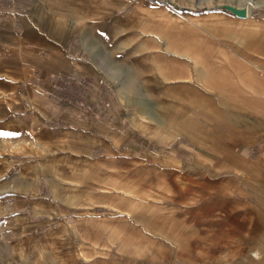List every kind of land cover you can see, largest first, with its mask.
I'll use <instances>...</instances> for the list:
<instances>
[{"label":"crops","instance_id":"crops-1","mask_svg":"<svg viewBox=\"0 0 264 264\" xmlns=\"http://www.w3.org/2000/svg\"><path fill=\"white\" fill-rule=\"evenodd\" d=\"M87 1L0 0V133L9 134L0 135V153L15 174L0 182V264H142L136 252L127 250L165 244L134 240L140 230L131 227L135 219L126 212L128 203L138 199L127 193L126 181L131 179L146 185L143 191H152L135 217L150 214L151 201L180 202V216L190 220L195 232L191 242L224 250L220 264H264V133L257 131V162L235 152L249 166L238 176L215 177V165L224 159L190 155L183 170L184 158L177 151L134 145L135 128L123 124V104L111 98L103 103L95 86L79 88L83 93L77 101L60 95L65 77L78 88L82 77L96 71L80 57L82 48L72 47L73 36L79 32L81 44L95 40L98 28L91 24L101 22V15L119 24L110 8L91 14L101 9ZM98 2L114 9L127 3ZM212 15L205 16L206 28L197 26L199 16L193 14L194 21H184L189 29L180 23L176 65L165 76L174 77L167 88L188 89L192 96L173 104L190 108L185 116L263 121L264 16L248 21ZM240 26L252 30L241 34ZM148 139L160 141L158 136ZM9 185L11 191L1 189ZM79 209H103L112 215L101 225L103 220L85 226L70 223L71 212ZM226 220L247 236L257 226L255 244L230 235L229 228L223 232L219 225ZM102 234L107 237L99 240ZM73 239L78 245L72 246ZM252 249H257L254 260ZM213 259L206 255V264Z\"/></svg>","mask_w":264,"mask_h":264},{"label":"rangeland","instance_id":"rangeland-1","mask_svg":"<svg viewBox=\"0 0 264 264\" xmlns=\"http://www.w3.org/2000/svg\"><path fill=\"white\" fill-rule=\"evenodd\" d=\"M89 1L98 10L101 9L99 12H90L91 14H100V12H106L105 10L110 8L111 14L116 17L119 24L113 22L112 18L101 15V22L91 24L93 27L98 28V36L95 40L82 41L83 44H81L78 36L79 32L76 31L77 34L73 36L74 43L72 47H81L80 57L85 59L87 66L96 70L91 75L82 77L85 81L78 88L83 89V86L93 88L95 86L100 90V99L103 103L111 98L112 102L123 104L126 115L123 124L126 122L128 124L132 123L135 128L134 136L136 139L134 145L140 146V149L162 150L163 153L177 151L180 154L179 156L184 158L182 160L183 170L189 166L190 155H197L199 159L208 156L215 162H221L220 160L224 159V163L215 165L213 172L215 177L238 176L242 174L241 170H244V167L249 166L246 160L238 159L235 152L244 155L251 162H257L259 156L257 152V131L264 133V120L243 121L235 119L224 121L208 120L204 115L185 116L190 108L173 104V100L186 103L187 100L184 101V98L191 97L192 92L191 90L180 94L179 92H170V88L167 87L173 85L171 80L174 78L170 73L168 74L169 80L163 82V78H168L165 73L171 72L176 65L174 53L176 49H179V36L177 38L169 35L163 37L161 29L167 23L163 19L167 15L173 17L170 27L173 28L175 35L178 33L181 22L195 20L187 19V17H191L190 14L198 15L199 18L196 20L204 19L205 21L208 20V17L205 16L211 14L213 15L210 18H217L218 15H222L224 18L241 17L235 12H225L215 7L222 4L241 8L247 1H254L257 3V7L252 8L251 17L264 16V0H126V6L122 9L108 7V5L99 3L98 0H88L87 2ZM146 9L149 10V15L144 13V11H147ZM141 17L145 19L137 20ZM79 21L85 20L81 19ZM110 22L111 24H109ZM197 26L206 28V23L200 24L198 22ZM240 27L242 28L241 34H245L244 31L252 30L251 28ZM70 28L71 31L74 30V25L72 24ZM67 33L65 36H67ZM197 33L200 34L201 32L198 31ZM213 33L217 35L216 31H213ZM60 34L64 36V27L60 28ZM243 36L244 39L248 40L247 35H240L239 39L243 40ZM151 38H153L152 41L149 40ZM172 40L175 43L174 47L171 45ZM253 45L254 43H252ZM90 47L94 48L96 53L90 52ZM148 61H150V64ZM63 81V87L58 88L60 92L66 86L74 84L71 77H65ZM80 89L74 93V96L65 100L69 102L72 100L77 101L76 98L82 97V95H79V93H83ZM254 107L257 109V105ZM138 118H141V123ZM243 125L246 126V129H243ZM186 126H189L192 130ZM155 136L160 137V141L150 142L148 138ZM244 142H251V144L247 147L248 144ZM206 145L213 146L214 149L209 150ZM215 148L217 149L215 150ZM1 149L2 146H0ZM217 150L221 153L224 152V157H221V153ZM0 158V182H2L7 178H12L15 174L10 164L5 167L7 163L5 156H2L1 153ZM203 159L205 158L203 157ZM126 183L130 184L128 186L129 190H127L128 195L138 198L128 203V210L126 211L132 216V219H135L131 227H137L140 230L139 233H135L134 240L150 242L149 245L151 246L165 244V248L132 249L127 250V253L136 252L137 258L142 264H206V255L213 256V264H220V256L224 250L206 249L201 244L191 242L195 232L194 234L191 232L190 220L180 216V202L172 200L168 202L163 200L151 201L150 214L135 217L136 213L142 211L143 204L148 202L145 198L151 197L152 191H143L147 186L132 179L127 180ZM1 189L11 191L13 186L9 185ZM111 215L110 212L103 209H79L77 212H71L69 222L79 221L77 225L85 226L99 224L103 220L104 222L99 224L101 225L107 222L108 219L105 218ZM89 219H96V221L89 223ZM233 224L232 220L228 222L226 220L218 225L224 230L223 232H226V229L229 228L230 235L234 233L235 237H242L246 243L255 244L257 226L247 236L234 231ZM219 236L220 234L215 235L216 238ZM105 237H107V234L106 236L102 234L99 240H103ZM76 245H78V242L73 239L72 246ZM180 246L183 247L180 248ZM231 251L232 249L228 252ZM253 254H257V249L250 251L252 260H254ZM115 255L116 252H113L112 258ZM195 255L203 257L195 258ZM94 259L96 258L94 257ZM125 263L126 260H122L120 264Z\"/></svg>","mask_w":264,"mask_h":264},{"label":"bare ground","instance_id":"bare-ground-1","mask_svg":"<svg viewBox=\"0 0 264 264\" xmlns=\"http://www.w3.org/2000/svg\"><path fill=\"white\" fill-rule=\"evenodd\" d=\"M216 8H218V9H221V11H225V12H234L235 10H237V11H243V12H245L246 13V17L248 18L247 20L248 21H250L251 19V10H252V8H256L257 7V3L256 2H254V1H247L243 6H241V8H237V7H234V6H231V5H217V6H215ZM144 13L146 14V15H149L150 14V12H149V10H147V11H144ZM164 19V21H167V23L166 24H164L162 27V31H161V34L163 35V37L164 36H173V37H176L177 36V34L175 35L174 33H173V28L172 27H170V24H171V22H172V20H173V17H170L169 15H167L166 16V18H163ZM187 19H192V17H187ZM192 20H194V19H192ZM196 22L198 23V22H200V24L201 23H206L207 21H205L204 19H200V20H196ZM182 28H186V29H189V26L188 25H186L185 23L184 24H182ZM213 26V25H212ZM181 28V29H182ZM172 37V38H173ZM175 40V39H174ZM174 40H172L171 41V45H172V47H174V44L175 43H173V41ZM154 41V40H153ZM188 89H179V88H170L169 89V91L170 92H172V93H177V92H179V94L180 93H185L186 91H187ZM142 117V116H141Z\"/></svg>","mask_w":264,"mask_h":264},{"label":"trees","instance_id":"trees-1","mask_svg":"<svg viewBox=\"0 0 264 264\" xmlns=\"http://www.w3.org/2000/svg\"><path fill=\"white\" fill-rule=\"evenodd\" d=\"M61 87H63V82L61 83L60 85ZM79 88H77L75 85L71 84V85H68L64 88V90L62 92H60V95L64 98V99H67L69 97H72L74 96V93L76 91H78ZM78 99V98H76Z\"/></svg>","mask_w":264,"mask_h":264},{"label":"water","instance_id":"water-1","mask_svg":"<svg viewBox=\"0 0 264 264\" xmlns=\"http://www.w3.org/2000/svg\"><path fill=\"white\" fill-rule=\"evenodd\" d=\"M234 12H235L237 15L241 16V17H246V13L243 12V11H237V10H235Z\"/></svg>","mask_w":264,"mask_h":264},{"label":"snow or ice","instance_id":"snow-or-ice-1","mask_svg":"<svg viewBox=\"0 0 264 264\" xmlns=\"http://www.w3.org/2000/svg\"><path fill=\"white\" fill-rule=\"evenodd\" d=\"M0 135H9L8 133H0Z\"/></svg>","mask_w":264,"mask_h":264}]
</instances>
